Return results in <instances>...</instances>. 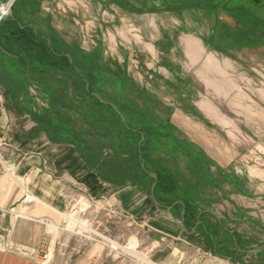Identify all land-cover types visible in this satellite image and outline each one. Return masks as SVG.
Returning <instances> with one entry per match:
<instances>
[{
    "label": "rangeland",
    "instance_id": "rangeland-1",
    "mask_svg": "<svg viewBox=\"0 0 264 264\" xmlns=\"http://www.w3.org/2000/svg\"><path fill=\"white\" fill-rule=\"evenodd\" d=\"M8 1L4 0L0 7L6 5ZM96 1L101 5L106 3L101 0H95L94 3ZM159 1L156 0V5L160 4ZM208 1L210 5L220 4L226 9L242 6L244 16L253 26L255 21L264 22V0ZM236 3L237 5L230 6ZM70 9L72 11L67 9L66 12H53L52 23L62 32V41L71 45L79 43L88 50L98 48L102 55L101 62L108 63L116 71L121 69L127 78L134 79L140 88L146 87L147 90L144 88L143 90L153 97L152 102L155 101L158 106L156 114L154 109L148 107L153 103L139 99L137 93H134L133 88L129 86L125 93L132 107L131 110L136 114L134 116L146 121L153 113L159 114L160 118L168 117L181 130L176 136L181 140L185 138L205 155L207 160L198 155L196 150L190 149L192 158L193 156L201 158L197 167L194 165V161L197 160L189 161L180 152L171 159L162 149L152 151L155 157L167 158L168 162L165 163L171 169H178L181 172L182 187L187 188L189 184L195 187L197 209L207 212L201 220L209 226H217V221H222L226 228L235 230L237 234L243 236L246 250L262 247L264 245V31L262 30L261 33L253 29L255 33L252 34L256 35L253 38L254 35L245 33L247 29L242 27V23L239 24V19L234 21L233 18L223 16L230 28L229 36H234L235 33L246 36L241 39V46L236 49L230 48L232 37H228L224 42L227 45L225 50L232 56L228 58L230 61H226L227 74L218 73V69H215L216 72L212 70L213 75L210 72L205 73L207 78L204 84L193 83L186 75L178 85L166 86L162 79L152 81L150 77L148 78V74L151 73L147 66H150L151 62L146 48L149 47V43L157 42L164 33L171 34V30L179 24L174 16L165 12L157 15H129L115 8L119 14L118 18L123 20H117L116 29L121 32L128 31L129 38L134 34L142 36L143 43H139L137 37H132L129 44L120 34L115 37L111 34L108 40L105 25L102 30L94 31L93 28V31H89L85 23L80 20H86L80 9L75 12L74 5ZM89 14L94 15L90 12ZM110 15L112 18L113 15ZM98 18L105 22L107 14L98 11ZM186 18L189 22L188 17ZM128 25L135 29H129ZM87 31L92 35L93 47L85 36ZM206 54H209L208 51ZM107 57L111 60L107 61ZM217 58L222 64L221 57ZM177 60L186 63L182 54L177 55ZM200 64L201 62L194 67V71L200 68ZM91 65L94 66L90 62L85 67ZM219 67L223 68L222 65ZM206 102H209V107L202 109L204 114L194 107V103L202 107ZM138 112H142V115L139 116ZM2 157L5 163L8 159L6 152H2ZM122 165L124 175L130 174L131 181L137 180L146 187L150 186V181L136 172L134 166L125 161L120 163V166ZM3 166L0 164V172L4 170ZM192 166L194 168L196 166L199 174L197 172L192 174ZM115 169L120 170L117 167ZM129 170L130 172H127ZM202 174L206 177L203 186L201 181H198ZM77 199L78 196L66 199L64 212L69 215L78 211L81 222L70 226L68 217L59 218L57 236H44L40 243L41 248H38V258L34 253L21 254L17 246L6 241L7 232L0 230V236L3 235L4 238L3 240L0 237V264H167V256L171 252L174 258L168 264H180V262L188 264L194 259L203 264L208 258L182 240L156 239L154 231L142 223V219L129 218L116 203H108L103 198H96L95 202L89 203L85 200L77 202ZM17 209L12 212L13 217ZM180 210L181 208L178 207L174 213L179 215ZM209 212L214 213L217 218ZM4 224L8 226V221ZM216 231L217 241L232 250L231 239L220 228ZM164 251L165 256L162 254ZM238 261L244 264H264V256L250 253L241 256Z\"/></svg>",
    "mask_w": 264,
    "mask_h": 264
},
{
    "label": "crops",
    "instance_id": "crops-1",
    "mask_svg": "<svg viewBox=\"0 0 264 264\" xmlns=\"http://www.w3.org/2000/svg\"><path fill=\"white\" fill-rule=\"evenodd\" d=\"M94 1L34 0L25 7L28 12L34 14L33 20L43 30L49 32L53 39L62 40V32L52 23L53 12H66L67 9L72 11L70 7L74 5L75 12L80 9L84 14L83 18L86 20H80L85 23L89 31H93V28L94 31L102 30L105 25L108 40L111 34L114 37L120 34L129 44L132 37H137L139 43H143L142 36L134 34L129 38L128 31L121 32L116 29L117 20H123L118 18L119 14L115 8L121 13L138 16L165 12L174 16L179 24L171 30V34L164 33L157 42L149 43V47L146 48L151 62L147 67L152 75L148 74V78L150 77L152 81L159 78L166 86H175L186 75L190 77L191 82L204 84L207 78L205 73L210 72L213 75L215 69H218V73L227 74L226 61H230L228 58L232 57L231 54L226 50L217 51L210 46L214 34L213 28L216 25L211 12L195 7L175 9L178 6L174 0L170 2L160 0L159 5H156V0H101V2L106 1L104 5ZM3 2L4 0H0V4ZM5 6L8 4L1 5L0 8ZM98 11L107 14L105 22L98 18ZM89 12L94 15L91 16ZM109 13L113 15L112 18ZM223 16L232 17L224 13L218 16L219 24L228 27ZM233 19L236 21V18ZM128 28L130 29L131 25H128ZM85 36L93 47L92 35L87 31ZM220 39L226 41L227 37L223 35ZM74 45L83 52L98 49L95 47L88 50L79 43ZM181 54L186 63L177 60V55ZM204 54H206L205 58H203ZM217 57H221L222 64ZM106 59L111 60L109 57ZM200 62V68L194 71V67ZM219 65L223 68L220 69ZM130 80L136 83L134 79ZM143 88L147 90L146 87ZM17 102L25 110L20 116L6 109L0 86V164L4 165V170L0 172V230L7 232L6 241L8 240L11 245L18 248L27 247L34 251L40 247L44 236H57L59 218L68 217L70 226L79 224L81 221L78 211L69 215L64 212L67 205L65 193L71 189L74 196L79 197L77 202L85 200L89 203L95 202L96 198H103L108 203H116L129 218L142 219V223L154 231L158 240L165 238L182 240L185 244L196 248L199 253L208 256L203 264H236L229 259L213 255L206 238L198 230L185 232L181 227L180 214L176 215L171 210L163 212L156 208L149 192L137 186L118 187L102 180L88 168L73 145L52 141L39 125L48 107V97L37 86L28 83L26 90L18 96ZM194 107L204 114L202 109L208 108L209 102L204 103L202 107L194 103ZM2 152H6L8 158L5 163L2 161ZM15 207L18 209L13 217L12 212ZM210 213L217 218L214 213ZM5 221H8L7 227ZM82 226L83 224L81 228ZM0 237L4 240L3 235ZM165 253L162 252L163 256L166 255ZM172 258L174 255L171 252L167 256L166 263L168 264ZM188 264L201 263L194 259Z\"/></svg>",
    "mask_w": 264,
    "mask_h": 264
},
{
    "label": "trees",
    "instance_id": "trees-1",
    "mask_svg": "<svg viewBox=\"0 0 264 264\" xmlns=\"http://www.w3.org/2000/svg\"><path fill=\"white\" fill-rule=\"evenodd\" d=\"M31 1L34 0H15L10 7L12 15L0 19V86L6 109L19 116L24 114L25 110L20 107L17 98L26 90L28 83L37 86L48 97V107L39 125L52 141L73 145L91 171L118 187L132 185L150 193L155 181L153 193L161 209L171 206L170 210L174 212L181 205L173 203L180 200L185 208V228L190 231L199 222L195 229L204 235L213 255L244 264L238 261L248 254L238 251L246 250L243 236L226 228L220 220L217 226H209L201 220L207 212L197 209L195 187L190 184L187 188L182 187L181 172L171 169L165 163L167 158L155 157L152 151L162 149L171 159L180 152L189 161L197 160L194 161L197 167L201 158H192L190 149L206 159L203 152L185 138L179 139L176 134L181 130L168 117L160 118L159 114L153 113L148 121L137 119L127 100L126 88L131 86L139 99L153 103L148 107L157 114L158 106L155 101L152 102L153 97L127 78L121 69L116 71L108 63H102L99 49L83 52L76 45L53 39L33 20L34 14L26 10V4ZM174 2L178 6L175 9L195 7L212 13L216 25L210 46L220 52L227 46L220 39L223 35L233 38L231 49L240 47L241 39L246 37L237 33L229 36L230 28L219 24L221 13L239 19L248 35H254L253 29L261 33L264 31V22L255 21L253 26L244 16L242 6L226 9L220 4L210 5L208 0ZM233 5L237 3L230 6ZM90 62L94 66L85 67ZM138 115L141 116L142 112ZM124 161L147 178L150 186L146 187L137 180L131 181L130 174L124 175V166H120ZM142 163L147 172L155 175V179L142 170ZM196 166H192V174L197 172ZM205 178L202 174L198 179L202 186ZM218 228L231 239L232 250L217 241ZM256 254L264 256V250Z\"/></svg>",
    "mask_w": 264,
    "mask_h": 264
},
{
    "label": "water",
    "instance_id": "water-1",
    "mask_svg": "<svg viewBox=\"0 0 264 264\" xmlns=\"http://www.w3.org/2000/svg\"><path fill=\"white\" fill-rule=\"evenodd\" d=\"M13 2H14V0H9V1L7 2V4H8V10H7L8 12H7V13H3V12H2V9L0 8V19L12 15L11 12H10V7H11V5H12ZM113 108L115 109L114 106H113ZM141 168H142V170H143L144 172H146L150 177H152V178L155 179V175H154L153 173H151V172H147V171L145 170L143 163L141 164ZM155 183H156V182L154 181V183L151 185V188H150V196H151V200H152V202H153V204H154V206H155L156 208H158L159 210H161V211H163V212H167V211H169V210L171 209V206L166 207L165 209H161V208L159 207V204H158V202H157V200H156V198H155V196H154V193H153V188H154V186H155ZM176 203H178V204L181 205V210H180V223H181V227H182V229H183L185 232H190L191 230H194L195 227L198 225V223H196V225H195V227H194L193 229H191L190 231H188V230L185 228V226H184V212H185L184 205H183V203H182L181 201H176V202L173 203V205H175ZM262 250H264V245H263L262 247H260V248H256V249H247V250L238 249L239 252H246V253H248V254H250V253H251V254H252V253H259V252H261Z\"/></svg>",
    "mask_w": 264,
    "mask_h": 264
},
{
    "label": "built area",
    "instance_id": "built-area-1",
    "mask_svg": "<svg viewBox=\"0 0 264 264\" xmlns=\"http://www.w3.org/2000/svg\"><path fill=\"white\" fill-rule=\"evenodd\" d=\"M6 13V12H5ZM74 196L73 192L71 191V189H68L67 192L65 193V198L66 199H71L72 197ZM44 247V246H42ZM41 248V247H40ZM18 251L21 253V254H27V253H34L35 254V257L38 258V252H39V249L37 250H34L31 252V250H29L28 248L26 247H20L18 248Z\"/></svg>",
    "mask_w": 264,
    "mask_h": 264
},
{
    "label": "bare ground",
    "instance_id": "bare-ground-1",
    "mask_svg": "<svg viewBox=\"0 0 264 264\" xmlns=\"http://www.w3.org/2000/svg\"><path fill=\"white\" fill-rule=\"evenodd\" d=\"M1 9H2V12H3V13H5V12L7 13V12H8V11H7V10H8V6L2 7Z\"/></svg>",
    "mask_w": 264,
    "mask_h": 264
}]
</instances>
